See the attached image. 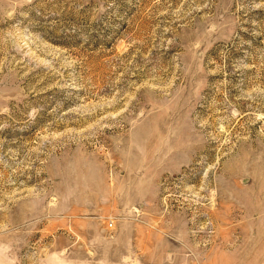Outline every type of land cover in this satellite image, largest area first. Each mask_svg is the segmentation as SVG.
I'll return each instance as SVG.
<instances>
[{"label": "rangeland", "instance_id": "1", "mask_svg": "<svg viewBox=\"0 0 264 264\" xmlns=\"http://www.w3.org/2000/svg\"><path fill=\"white\" fill-rule=\"evenodd\" d=\"M0 264H264V0H0Z\"/></svg>", "mask_w": 264, "mask_h": 264}]
</instances>
